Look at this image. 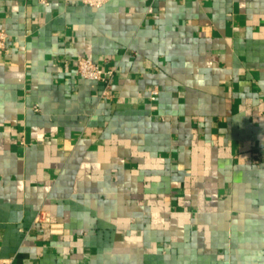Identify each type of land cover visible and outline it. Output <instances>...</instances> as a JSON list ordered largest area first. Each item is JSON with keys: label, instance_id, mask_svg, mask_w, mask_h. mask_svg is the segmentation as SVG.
<instances>
[{"label": "crops", "instance_id": "crops-1", "mask_svg": "<svg viewBox=\"0 0 264 264\" xmlns=\"http://www.w3.org/2000/svg\"><path fill=\"white\" fill-rule=\"evenodd\" d=\"M1 28L0 264H264V0H0Z\"/></svg>", "mask_w": 264, "mask_h": 264}, {"label": "built area", "instance_id": "built-area-1", "mask_svg": "<svg viewBox=\"0 0 264 264\" xmlns=\"http://www.w3.org/2000/svg\"><path fill=\"white\" fill-rule=\"evenodd\" d=\"M39 4L42 6H49L52 2V0H37ZM83 4L90 6V7H101L104 4H106L110 0H81ZM7 33L6 31L1 28L0 29V50H7L8 44H7ZM75 70L76 73L86 79L93 80V81H99L108 83L110 81V78L112 76L111 70H105L101 68L97 63L93 62L91 59L87 57H78L75 60ZM156 91H153V96L151 98H154V93Z\"/></svg>", "mask_w": 264, "mask_h": 264}]
</instances>
